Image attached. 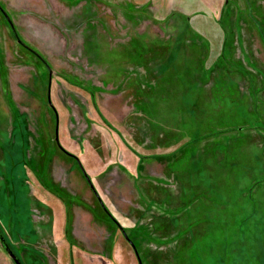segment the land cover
<instances>
[{"label": "rangeland", "instance_id": "rangeland-1", "mask_svg": "<svg viewBox=\"0 0 264 264\" xmlns=\"http://www.w3.org/2000/svg\"><path fill=\"white\" fill-rule=\"evenodd\" d=\"M9 253L264 264V0H0Z\"/></svg>", "mask_w": 264, "mask_h": 264}, {"label": "water", "instance_id": "water-1", "mask_svg": "<svg viewBox=\"0 0 264 264\" xmlns=\"http://www.w3.org/2000/svg\"><path fill=\"white\" fill-rule=\"evenodd\" d=\"M11 258L13 259V261L15 262V264H21L18 259L12 254V253H9Z\"/></svg>", "mask_w": 264, "mask_h": 264}, {"label": "trees", "instance_id": "trees-1", "mask_svg": "<svg viewBox=\"0 0 264 264\" xmlns=\"http://www.w3.org/2000/svg\"><path fill=\"white\" fill-rule=\"evenodd\" d=\"M95 193V192H94Z\"/></svg>", "mask_w": 264, "mask_h": 264}]
</instances>
